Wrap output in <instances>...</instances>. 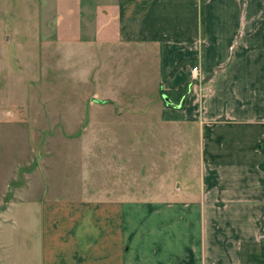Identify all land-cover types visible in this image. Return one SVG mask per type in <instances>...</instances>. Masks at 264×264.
Wrapping results in <instances>:
<instances>
[{
  "label": "crops",
  "instance_id": "obj_1",
  "mask_svg": "<svg viewBox=\"0 0 264 264\" xmlns=\"http://www.w3.org/2000/svg\"><path fill=\"white\" fill-rule=\"evenodd\" d=\"M61 9L68 51L92 49L109 73L152 65L154 94L119 93L135 100L117 113L153 116L109 124L10 188L0 264H264V0Z\"/></svg>",
  "mask_w": 264,
  "mask_h": 264
},
{
  "label": "rangeland",
  "instance_id": "obj_2",
  "mask_svg": "<svg viewBox=\"0 0 264 264\" xmlns=\"http://www.w3.org/2000/svg\"><path fill=\"white\" fill-rule=\"evenodd\" d=\"M61 5L62 0H0L1 210L13 199L10 188L25 184L26 173L50 167L53 160L81 157L83 139L108 133L102 128L113 122L145 123L153 116L154 108L143 115L117 113L135 100L119 93L154 94L152 65L149 77L132 66H115L109 73L111 67L94 65L92 49L74 45L68 51ZM146 101L141 97L136 105Z\"/></svg>",
  "mask_w": 264,
  "mask_h": 264
},
{
  "label": "water",
  "instance_id": "obj_3",
  "mask_svg": "<svg viewBox=\"0 0 264 264\" xmlns=\"http://www.w3.org/2000/svg\"><path fill=\"white\" fill-rule=\"evenodd\" d=\"M163 100L167 103V104H169V105H171V106H173V107H178L179 105L178 104H175V103H173L166 95H163Z\"/></svg>",
  "mask_w": 264,
  "mask_h": 264
}]
</instances>
